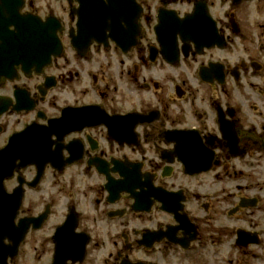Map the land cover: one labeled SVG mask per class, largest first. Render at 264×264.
<instances>
[{"label": "flooded vegetation", "instance_id": "1", "mask_svg": "<svg viewBox=\"0 0 264 264\" xmlns=\"http://www.w3.org/2000/svg\"><path fill=\"white\" fill-rule=\"evenodd\" d=\"M62 2L73 22L77 3ZM136 2L142 37L126 54L111 44L80 55L66 47L63 32V47L39 73L24 74L1 53L0 71L13 72L0 76V149L33 125L47 135L57 166L71 165L58 171L48 163L35 182L34 164L22 178L16 170L0 183V199L23 195L18 209L8 203L0 214V230L46 215L14 256L3 251L0 264H15L28 236L35 242L33 234L46 228L51 264L53 237L64 223L67 239L85 241L84 258L66 264L86 263L91 245L104 243L97 232L112 249L91 260L97 264L264 262V18L245 15V4L260 10L264 0ZM38 9L24 0L20 13L54 15L47 4ZM187 16L206 30L205 43L168 34L177 58L167 63L154 29ZM114 164L128 169V192H107L95 169L104 165L117 184L123 178L111 173ZM209 164L210 171L196 173ZM134 196L151 200L150 208ZM241 233L246 245L237 242Z\"/></svg>", "mask_w": 264, "mask_h": 264}, {"label": "water", "instance_id": "2", "mask_svg": "<svg viewBox=\"0 0 264 264\" xmlns=\"http://www.w3.org/2000/svg\"><path fill=\"white\" fill-rule=\"evenodd\" d=\"M76 1L79 4L78 9L75 10L77 15L76 29L70 31L69 38L71 46L79 54L86 52L93 42L107 45L110 40L124 52L136 45L137 38L140 37V25L138 23L140 9L135 0ZM21 6L22 0H0V50H6L4 56L14 59L13 63L21 64L25 70L34 65L40 68L60 48L57 33L61 31V25L54 17H49L43 22L31 15H20ZM195 22V19L189 16L183 20H177L173 23L175 24L173 33L179 32L184 39V36L192 33V25ZM168 26L169 24H164L163 20L155 28L157 39L162 48L163 41L167 39L169 41L168 32H166ZM10 27H13V30H10ZM164 54L166 55L167 52L164 51ZM7 69L8 67L6 73H8ZM39 133L37 129L28 127L13 136L7 147L0 150V183L4 178L12 176L13 164L16 159H20L21 167H25L30 163L34 153L42 152L46 146L45 134L41 133L42 136L40 137ZM208 169L209 166H206L202 170ZM200 170L197 173L201 172ZM116 171L125 175L120 169ZM40 174L41 172H39L38 177ZM105 175H107L106 172ZM14 200L17 209L20 205L21 194L14 196ZM8 203V199H0V213H5L10 207ZM31 222L22 221L19 231L0 232V256L5 250L2 247L4 238L13 242L12 253L14 254ZM56 241L53 264H64L67 258L71 257L82 259L85 245L82 240L78 238L67 239L64 229H59L56 234Z\"/></svg>", "mask_w": 264, "mask_h": 264}, {"label": "rangeland", "instance_id": "3", "mask_svg": "<svg viewBox=\"0 0 264 264\" xmlns=\"http://www.w3.org/2000/svg\"><path fill=\"white\" fill-rule=\"evenodd\" d=\"M36 7H39L38 10L40 12H43L44 6L46 4L50 7V9L53 11V13L63 22L64 26V40L66 42V45H68V38H67V30L73 26V23L69 21L68 15H67V8L62 5V8L60 7V3L64 2H57V0H34ZM41 7V9H40ZM248 7V8H247ZM245 15L249 18H264V9L255 10L251 4H245ZM29 198V197H28ZM55 218H52L50 220V223H54ZM50 232L48 231V228L44 229L41 232H38L36 234H33L35 238V242L32 240V235H29L26 239L25 244L22 247V252L19 260L15 264H47V262L50 259L51 256V246L47 241V235H49ZM98 238H102L104 243L99 242L98 246L91 245L88 252L89 255L86 258L85 264H97L95 262H92L91 260H102L106 258L109 251H111V247L107 244L106 239L104 238V232H97L94 233ZM49 249V250H48ZM89 260V261H88ZM166 260H177L173 257L169 256ZM180 260H184L182 257ZM261 264H264L262 262Z\"/></svg>", "mask_w": 264, "mask_h": 264}]
</instances>
